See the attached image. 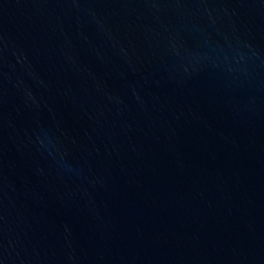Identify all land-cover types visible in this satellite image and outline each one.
Here are the masks:
<instances>
[{"label":"water","instance_id":"water-1","mask_svg":"<svg viewBox=\"0 0 264 264\" xmlns=\"http://www.w3.org/2000/svg\"><path fill=\"white\" fill-rule=\"evenodd\" d=\"M0 264H264V0H0Z\"/></svg>","mask_w":264,"mask_h":264}]
</instances>
